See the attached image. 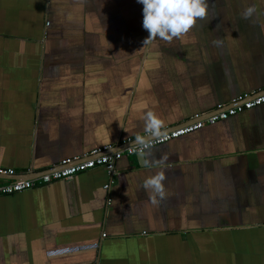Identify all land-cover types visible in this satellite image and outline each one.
Masks as SVG:
<instances>
[{"label":"crops","instance_id":"crops-1","mask_svg":"<svg viewBox=\"0 0 264 264\" xmlns=\"http://www.w3.org/2000/svg\"><path fill=\"white\" fill-rule=\"evenodd\" d=\"M208 3L144 45L138 0H0V182L124 148L148 111L171 127L264 91V0ZM153 153L169 157L159 204L138 155L0 195V264H264V104Z\"/></svg>","mask_w":264,"mask_h":264},{"label":"clouds","instance_id":"clouds-1","mask_svg":"<svg viewBox=\"0 0 264 264\" xmlns=\"http://www.w3.org/2000/svg\"><path fill=\"white\" fill-rule=\"evenodd\" d=\"M143 5V28L148 32L144 45L160 39L171 43L187 35L198 20L208 18L210 4L208 0H138ZM256 14L254 5L248 6L242 13L244 19H250ZM219 44L220 41H214ZM144 132L137 135L130 144L133 151L143 158L145 167L157 168L154 175L144 180L142 187L151 190L150 200L159 204L165 198L166 171L169 157L165 154L156 158L153 153L154 141L167 136L165 121L153 111L144 116Z\"/></svg>","mask_w":264,"mask_h":264},{"label":"built area","instance_id":"built-area-1","mask_svg":"<svg viewBox=\"0 0 264 264\" xmlns=\"http://www.w3.org/2000/svg\"><path fill=\"white\" fill-rule=\"evenodd\" d=\"M264 104V91H255L249 94H240L231 103L218 104L216 108L209 111H202L194 114L184 123L166 127L167 136L155 140L154 146L164 144L182 135L192 133L201 129L205 125L214 124L220 120L228 119L240 112L250 110ZM146 135V133H145ZM129 142L124 148L113 150L112 145L95 147L86 153L62 158L57 168L41 173L38 178H16L6 182H0V195H11L33 188L35 185L48 183L59 179H71L75 174L83 172L97 166L104 167L113 176L116 173V163L125 155H137L131 148V137L126 140ZM11 168L0 167V176L13 175ZM111 181L104 187L108 189ZM110 202V198H108ZM106 233H103L105 236Z\"/></svg>","mask_w":264,"mask_h":264},{"label":"water","instance_id":"water-1","mask_svg":"<svg viewBox=\"0 0 264 264\" xmlns=\"http://www.w3.org/2000/svg\"><path fill=\"white\" fill-rule=\"evenodd\" d=\"M139 157V156H138Z\"/></svg>","mask_w":264,"mask_h":264}]
</instances>
